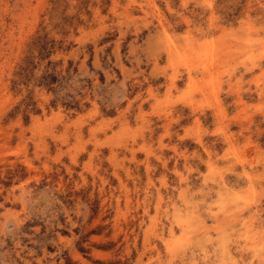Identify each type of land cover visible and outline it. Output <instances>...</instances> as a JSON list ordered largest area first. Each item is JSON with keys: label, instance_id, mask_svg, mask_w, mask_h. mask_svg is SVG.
I'll list each match as a JSON object with an SVG mask.
<instances>
[{"label": "rangeland", "instance_id": "obj_1", "mask_svg": "<svg viewBox=\"0 0 264 264\" xmlns=\"http://www.w3.org/2000/svg\"><path fill=\"white\" fill-rule=\"evenodd\" d=\"M0 264H264V0H0Z\"/></svg>", "mask_w": 264, "mask_h": 264}, {"label": "trees", "instance_id": "obj_2", "mask_svg": "<svg viewBox=\"0 0 264 264\" xmlns=\"http://www.w3.org/2000/svg\"><path fill=\"white\" fill-rule=\"evenodd\" d=\"M34 49L38 51L37 55H30L25 61V64L21 66L19 75L25 79L30 80L34 75V70L39 66L40 62L44 60H48L43 70L42 74L37 78L39 85H43L48 90H52L55 94H58L61 88L63 87V82L67 81L70 77L68 74L70 72V68L72 67V61L69 62V66L66 70L57 68L58 62H54L50 59L51 55L54 52L56 47V43L54 40H49L46 35L39 36L34 42ZM37 56L39 62L35 63L34 59ZM62 62H60L61 64ZM65 71V73H64ZM77 71V68H75ZM62 103L67 108H76L77 110H81L80 101L76 100L73 95L67 94L66 97H62ZM57 97L53 100V103L56 104Z\"/></svg>", "mask_w": 264, "mask_h": 264}]
</instances>
